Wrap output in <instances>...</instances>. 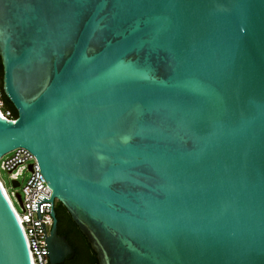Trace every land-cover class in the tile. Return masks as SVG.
Segmentation results:
<instances>
[{
    "label": "water",
    "instance_id": "95a60500",
    "mask_svg": "<svg viewBox=\"0 0 264 264\" xmlns=\"http://www.w3.org/2000/svg\"><path fill=\"white\" fill-rule=\"evenodd\" d=\"M0 58L38 220L57 200L98 264H264V0H0ZM0 264H32L1 187Z\"/></svg>",
    "mask_w": 264,
    "mask_h": 264
},
{
    "label": "built area",
    "instance_id": "2783aa9c",
    "mask_svg": "<svg viewBox=\"0 0 264 264\" xmlns=\"http://www.w3.org/2000/svg\"><path fill=\"white\" fill-rule=\"evenodd\" d=\"M1 96V93H0ZM0 113L2 118L9 121H15L13 114L9 110L2 109L0 98ZM5 171L9 174L10 181L17 182L20 186L21 178L28 174L20 195V201L17 198L18 193L13 196L21 205L22 212H17L13 205L11 196L8 194L3 181L0 178V187L2 188L9 204L11 205L19 225L23 231L29 250L32 264H50L47 248L45 246V237H49L53 225V217L51 213L55 210L57 200L51 202L43 201L38 205L40 220L37 217V211L32 210V204H35L38 197L41 195L47 200L50 199L52 191L47 185L46 180L40 172V166L35 156L25 148H17L10 153L0 158V175ZM41 223L44 224V230L41 228ZM45 232V235H44Z\"/></svg>",
    "mask_w": 264,
    "mask_h": 264
},
{
    "label": "trees",
    "instance_id": "16d2710c",
    "mask_svg": "<svg viewBox=\"0 0 264 264\" xmlns=\"http://www.w3.org/2000/svg\"><path fill=\"white\" fill-rule=\"evenodd\" d=\"M0 93H1V102H2V109L3 110H9L13 114V117L16 119L18 116V113L16 109L14 108L11 101L8 99V97L4 94L3 91V66L0 58ZM56 211V217H57V224H58V234L64 235L68 242H70L72 248L77 251V247L74 246V243L71 241L70 234H73V231H76L79 233V235L82 237V240L87 244V247L90 252V260L92 264H98L96 255L91 249L90 245L88 244L86 238L83 236V234L79 231V228L74 223V221L71 218V215L67 211V209L59 202L56 203L55 206Z\"/></svg>",
    "mask_w": 264,
    "mask_h": 264
},
{
    "label": "flooded vegetation",
    "instance_id": "af4514ba",
    "mask_svg": "<svg viewBox=\"0 0 264 264\" xmlns=\"http://www.w3.org/2000/svg\"><path fill=\"white\" fill-rule=\"evenodd\" d=\"M60 236H64V235L62 234ZM69 236L71 238V241L74 243V246L77 247V251L74 250L75 254L71 259L64 260L59 264H92L90 260V252L87 247V244L82 240V237L79 235V233L73 231V234L72 235L70 234Z\"/></svg>",
    "mask_w": 264,
    "mask_h": 264
},
{
    "label": "rangeland",
    "instance_id": "374dc122",
    "mask_svg": "<svg viewBox=\"0 0 264 264\" xmlns=\"http://www.w3.org/2000/svg\"><path fill=\"white\" fill-rule=\"evenodd\" d=\"M27 177H28V174L26 173L25 177L20 179V181H21L20 186L15 187V186H13L12 182L10 181L9 174L7 172L2 171L1 175H0V178L4 183V186L7 189L8 194L12 198L13 205H14L15 209L19 213L22 212V208H21V205L18 202V200L13 196V194H16V193L20 194L21 193L22 186L24 185V182H25Z\"/></svg>",
    "mask_w": 264,
    "mask_h": 264
}]
</instances>
